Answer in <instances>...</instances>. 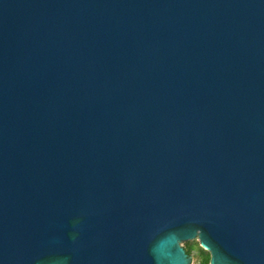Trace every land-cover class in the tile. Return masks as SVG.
Listing matches in <instances>:
<instances>
[{
	"label": "water",
	"instance_id": "obj_1",
	"mask_svg": "<svg viewBox=\"0 0 264 264\" xmlns=\"http://www.w3.org/2000/svg\"><path fill=\"white\" fill-rule=\"evenodd\" d=\"M264 264V0H0V264Z\"/></svg>",
	"mask_w": 264,
	"mask_h": 264
},
{
	"label": "trees",
	"instance_id": "obj_2",
	"mask_svg": "<svg viewBox=\"0 0 264 264\" xmlns=\"http://www.w3.org/2000/svg\"><path fill=\"white\" fill-rule=\"evenodd\" d=\"M183 247L189 256L198 258L199 264H209L210 254L199 246L198 241L185 242Z\"/></svg>",
	"mask_w": 264,
	"mask_h": 264
},
{
	"label": "rangeland",
	"instance_id": "obj_3",
	"mask_svg": "<svg viewBox=\"0 0 264 264\" xmlns=\"http://www.w3.org/2000/svg\"><path fill=\"white\" fill-rule=\"evenodd\" d=\"M192 264H199L197 257L195 256L192 257Z\"/></svg>",
	"mask_w": 264,
	"mask_h": 264
}]
</instances>
